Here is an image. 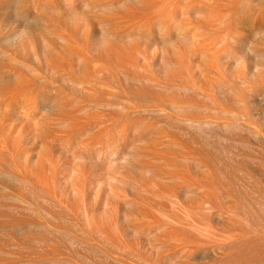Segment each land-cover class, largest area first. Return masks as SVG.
I'll use <instances>...</instances> for the list:
<instances>
[{
  "label": "bare ground",
  "instance_id": "obj_1",
  "mask_svg": "<svg viewBox=\"0 0 264 264\" xmlns=\"http://www.w3.org/2000/svg\"><path fill=\"white\" fill-rule=\"evenodd\" d=\"M240 1L242 6L244 1ZM235 2L0 0V264H201L203 259L220 254L225 246H231L228 251L239 250L233 246L238 247L236 242L222 246L227 242L224 233L228 235L225 224L229 222L222 219L234 218L242 209L245 214L240 212L241 216L246 220L248 208H240L236 197L237 202H231L234 207L229 205V214L220 180L225 173L221 174L220 168L218 173L219 165L215 166L213 159H219L215 153L218 148L211 151L215 156L204 154L208 159L213 156L209 162L201 151L205 143L198 144L202 148L194 147L187 138L194 132L207 131V127L214 132L219 125L225 128L221 116L228 108L218 110L222 102L217 100L218 91L215 97L213 90L220 81L216 78L218 83L210 85L213 79L206 77L211 71L218 72V61V66L213 59L212 64L204 62V69L202 63L208 53H219L207 51L220 49L223 39L218 36L214 40L215 36L226 34L227 43L234 37L230 27L236 25L234 17L241 16L235 15L240 7ZM239 20L236 22L240 24ZM223 28H230L232 33ZM221 29L224 33L217 34ZM206 30L216 32L210 36V44L205 40L207 45L206 36L203 38ZM224 53L213 55L220 64L229 63L227 68H241L236 56ZM190 56L195 61L193 66ZM258 69L253 67L251 72ZM239 72L234 74L243 77L240 81L245 83ZM206 83L216 86H209L207 92ZM233 87L228 86L234 91ZM170 92H177L179 97L174 99L173 94L170 98ZM189 94L204 99L195 98L196 102L209 101L210 106L218 102V108L206 103L204 106L210 107L206 109L190 102L194 98L190 100ZM233 113L231 120L234 115L242 119L243 115ZM243 117L246 122L251 118ZM143 118L151 120L143 122ZM152 118L170 122L165 125L174 132L164 122L167 131L160 132L162 122L153 124ZM231 122L226 129L243 127L241 122V126L235 124L237 127ZM245 127L242 129H248ZM176 131L184 139L177 137ZM206 134L211 141L214 135L210 131ZM201 135L205 138L203 132ZM194 137L201 141L199 135ZM209 140L203 141L215 145ZM228 176L223 177L231 185ZM235 206L238 212H234ZM221 208L229 216L223 215ZM221 221L225 230L220 229ZM234 222L230 224L235 227L233 232H239L242 238L245 231L253 242L254 237L247 235L250 229H244L250 226L244 227V221H238L241 226ZM237 226L244 227L242 235L236 232ZM220 230L225 232L220 234ZM237 236L235 240H239ZM262 239L252 243L256 250L260 246L264 249ZM248 244L241 247L245 250L247 245L249 251L252 246ZM223 257L229 262V255ZM234 260L230 263L235 264ZM240 260L236 264H242Z\"/></svg>",
  "mask_w": 264,
  "mask_h": 264
},
{
  "label": "rangeland",
  "instance_id": "obj_2",
  "mask_svg": "<svg viewBox=\"0 0 264 264\" xmlns=\"http://www.w3.org/2000/svg\"><path fill=\"white\" fill-rule=\"evenodd\" d=\"M237 2V0H234V2ZM244 2V5H243V3H242V6L240 5L241 4V1L239 0L238 2L239 3H236V6H238L237 4H239L240 5V7L242 8V10H241V8L239 7V10L236 8V10L235 11H237V13L235 14V15H237V14H239L240 15V13H241V16H239L241 19H243V15H244V18L246 19V22L244 21L245 19H243V22H242V20L240 19L239 20V17H238V15H237V19L239 20V22H240V24L239 23H237L238 22V20L237 19H235L236 17H234V22H235V24L236 25H239V26H236V25H234V27H232L233 26V24H232V26L230 27V28H232V31H233V34L234 35H232L231 34V37L232 36H234L233 38H231V40H233V42L231 41V40H229L228 41V43L231 41V43H229V45H228V43H227V40H225L226 39V34H223L224 32H223V29H221L222 31H218V33L217 34H223L224 36H220V35H217V36H215L214 37V40H218V36H219V39L221 40V37H222V39H223V41H226V43L225 42H223V41H221L220 42V49H222V50H214V49H208V48H210L209 46H206L207 45V42H209V40H212L211 38L216 34V32H213V33H215L214 35H213V33L211 34V32L209 33V31L208 30H206V32L203 34V38L205 37V39H204V41H205V44L206 45H204V46H206V47H208V48H206V47H204L207 51H210V52H214V51H217L216 53H218V51H219V53L218 54H220L221 55V52L222 53H224L223 54V56L224 55H227V56H232V55H234V57L233 58H235V56H236V58L237 59H239V64L237 65V66H239V67H241L240 69L238 68V67H236L235 69H234V67H233V70L230 68V70H226L225 68H224V66L227 68V66H229V63H228V65H227V63L225 62H223L224 64H222V61H221V64L219 63V61L220 60H218L219 58H217L218 56V54L216 55L215 53H212V56H213V58H212V56L210 55L211 53H208L209 55L207 56V61H203V63H202V65H203V69H204V67H206V66H204L205 65V63L204 62H206V65H207V62L208 63H213V61L211 60V59H213L214 60V66L215 65H217L216 64V61H218L217 63L219 64V70H218V68H217V66L216 67H214V68H217V70L216 69H214V70H216V71H218L217 73L215 72V71H211V73H213V75H212V77L210 76L211 75V73H210V75H209V77L208 76H206L208 79H210V80H212L213 79V81H211L212 83L210 84V85H212V84H217L218 83V80L220 81L219 83V85L217 84V89H213L214 90V92H215V90H217L218 91V93L220 94L219 96H218V94H216V92H215V97H217V100H219L218 102H222L221 103V105L222 106H224L225 105V107H222L220 104H218V102H217V104L219 105V108H218V105L217 104H215V107L214 106H210V104L211 103H209V101H208V103H207V101L204 103V102H200V101H202V100H204V99H202V100H200L199 98H197V96L195 97V96H193V94H192V96L189 94L188 95V97L190 98V100L191 99H193V101H190L189 100V98H188V100L190 101V102H194L195 101V103L196 104H200V106H202V107H204V108H206L205 106H204V104H208L207 106H210L211 108L213 107V108H218V110L220 109V111L222 112V110L224 109H226V108H228V109H226V111H224V114L221 116V121H223V123L220 121L219 122V124H221L222 123V125L224 126L225 125V128L224 127H222V128H220L219 126L218 127H216V129L218 128V130H216L215 132H217V133H215L213 130H214V128H212L211 129V127L209 128V130H208V127H207V129L206 128H204L205 130H207V131H210V135H214V136H216V134H217V136L215 137V138H213L212 136H211V141L212 142H214V144L215 145H212L211 146V144H209L208 142V144L206 143V141L204 142L203 140H209L208 138H210V136H208L206 133H207V131H202L204 134H205V138H204V135L202 136L201 135V133L202 132H200V133H196V132H194V131H189V132H191V133H193V135L194 136H198L199 135V137L198 138H200V137H202L201 138V141L198 139V140H194V139H196V137H194L191 133V135H187V138L189 137V139L190 140H188V141H192L191 142V144H193L194 143V147H197V146H199L200 148H202L201 147V145L202 144H204V145H206V147H210V148H212L211 150H207V148L205 147V149L204 148H202L201 149V151H202V155L203 156H205L204 154H206V153H210L211 151H214L215 152V148L217 147L218 148V151H219V153H217L218 151H216L215 153H216V155L218 154L219 156H218V160H215V157L213 158L214 159V161H215V166H216V163L219 165L217 168H215V170L217 169L218 170V173H219V168H220V173L222 174V172L223 173H225L226 175H229L228 177L230 178H232V182L230 181V183H231V185H232V183H236V187H235V185L233 184V190H232V188L230 189V187H231V185L229 184V181L228 180H226V178L224 179V177L223 176H226L225 174L224 175H219V177L221 176L222 178L220 179L222 182H221V189L223 190V189H225L226 190V192H225V190H223V192L225 193L224 195L222 194V198H223V196H224V198H227V199H224L225 201L227 200V203H225V204H227L226 206H224L223 205V203H222V201L223 200H221V205H223L224 207H227L228 206V208H226V210L228 209L229 210V214H231V210H232V208L234 207V206H232L231 205V202H233L234 204L238 201V204H239V206H240V204H241V206H240V208H243L244 206H246L247 208H248V210H247V208H246V210H247V215H246V220L243 218V216H244V212H242V209L240 210V212H242L243 214V216H241V213L239 212L238 214H240L239 216H241V217H237V213H233L234 214V218H233V216L231 217V218H233V219H235V218H239V219H241V220H239V219H237L238 221H240L241 223L244 221L245 223H242V225L244 226L245 224H247V226L249 227V228H244V227H247L246 225L243 227L244 229H248L247 231H249V229H250V232H247V235L249 236V237H254L252 240H253V242H254V244L257 242V241H260L261 242V239H262V237L264 238V29L262 28V27H264V26H262L263 25V21H264V17H263V15H261L260 13V11L263 9L264 10V0H246V2H245V0H243ZM252 2H253V4H252ZM251 3V4H250ZM247 4H248V6H247ZM247 6V7H246ZM243 8H244V10H243ZM259 8H262V9H259ZM235 9V8H234ZM257 9H259V10H257ZM240 10L243 12V14H242V12H240ZM253 10V11H252ZM262 10V11H263ZM239 12V13H238ZM255 12H257V13H255ZM260 12V13H259ZM264 12V11H263ZM262 12V13H263ZM223 13V12H222ZM222 13H221V18H222V16L224 15L225 16V14L223 13V15H222ZM245 13V14H244ZM253 13V14H252ZM249 15H250V17H249ZM260 15H261V17H260ZM256 18V20L253 18ZM247 17V18H246ZM263 17V18H262ZM224 18V17H223ZM222 18V19H223ZM225 19V18H224ZM247 19H249L248 21H247ZM260 19V20H259ZM261 19H262V23L260 24L259 22L261 21ZM253 20H255L256 22H254ZM258 20H259V22H258ZM237 21V22H236ZM244 22H245V24H244ZM244 25H243V24ZM254 23V24H253ZM257 23V24H256ZM261 25H259V24ZM243 25V27L242 26H240V25ZM248 24V25H247ZM257 25H259V26H257ZM238 27H240V28H238ZM255 27H259V29H257V28H255ZM192 28V27H191ZM191 28H189L190 29V31H191ZM226 28V27H225ZM224 29V31L225 30H229L228 31V33L229 32H231L232 33V31H231V29ZM235 28H237V31H236V29ZM253 28V30H251ZM193 30H194V28H192ZM242 31H244V32H241V30ZM256 29H257V31H256ZM262 29V30H261ZM193 30L191 31V33L193 32ZM240 30V31H239ZM259 30V31H258ZM236 31V33H234ZM247 31V32H246ZM251 31H253V32H251ZM256 33H255V32ZM261 31H262V33H261ZM222 32V33H221ZM238 32H239V34H238ZM246 32V34L245 35H243L244 33ZM225 33H227V32H225ZM227 33V34H228ZM242 33V35H241V37H240V34ZM252 33V34H251ZM254 33V34H253ZM258 33V34H257ZM230 34V33H229ZM257 34V35H256ZM260 34V35H259ZM262 34V35H261ZM212 35V37L210 38V36ZM255 35V36H254ZM236 36V37H235ZM238 36V37H237ZM225 37V38H224ZM217 38V39H216ZM239 38V39H238ZM240 39L242 40V42L240 41ZM213 40V41H214ZM210 42H212V41H210ZM210 42L208 43V44H210ZM221 43H223V46H224V48H223V46H222V44ZM239 45H238V44ZM225 44H227V46H225ZM231 45V46H230ZM238 46V48H237V46ZM227 47V48H226ZM228 47H229V49L230 50H227L228 49ZM234 47H236V48H234ZM219 48V47H218ZM227 50V52H226V50ZM238 50V51H237ZM203 51H205V50H203ZM230 51V52H229ZM236 52V53H235ZM213 54H215L217 57H214L215 55H213ZM230 54V55H229ZM239 54H241L240 55V57H238L239 56ZM238 55V56H237ZM209 56H211L210 58H209ZM191 59H192V56H190V58H189V62H192L191 64V66H193V64L195 63V61H191ZM209 59L212 61H210L209 62ZM190 64V63H189ZM210 64V65H211ZM209 65V66H210ZM224 65V66H223ZM231 65V64H230ZM241 65H243V67L241 66ZM256 65V66H255ZM232 66V65H231ZM246 66H248V69L246 68ZM259 67V69H258V72H260V73H258V72H253V70H252V72H251V69H253V67ZM208 67V66H207ZM260 67H262V68H260ZM210 68V67H209ZM209 68H207V69H209ZM220 68H221V70H220ZM229 68H227V69H229ZM224 69V70H223ZM242 69V70H241ZM205 70H206V68H205ZM250 71V72H248L247 74H246V72L247 71ZM206 71H210V70H206ZM236 73L237 72V74H238V72L239 71H241V72H239V74H240V77H241V75H243L244 76V81H245V83H243L242 81H240V79L241 78H239V75H235L234 74V72ZM222 72L224 73V76L222 75ZM226 72V73H225ZM215 73H216V75H215ZM257 73V74H256ZM263 73V74H262ZM207 74H209V73H207ZM260 74V75H259ZM263 76H262V75ZM218 75V76H217ZM230 75H233V76H230ZM257 75V76H256ZM259 75V76H258ZM214 76H215V79H214ZM228 76V77H227ZM235 76V77H234ZM246 76V77H245ZM220 77V78H219ZM224 77H226V78H228L227 80H225L226 78H224ZM230 77H231V81H230ZM234 77V78H233ZM236 77H238V79L236 78ZM206 78V79H207ZM216 78L218 79V80H216ZM237 79V80H236ZM242 79H243V77H242ZM241 79V80H242ZM249 81V83H251V84H249V83H247L248 81ZM210 80L208 81V82H210ZM224 80V81H223ZM232 80H233V83L235 84V85H233V83H232ZM234 80H236V82H234ZM215 81H217V82H215ZM225 81H227L226 83H225ZM230 81V82H229ZM251 81V82H250ZM207 82V81H206ZM214 82V83H213ZM240 82V83H239ZM225 83V84H224ZM232 83V84H231ZM243 83V84H242ZM208 84V85H209ZM231 84V85H230ZM238 84V85H237ZM209 85V86H210ZM252 85V86H251ZM209 86H207V83H206V86H205V88L206 87H208V89H207V92H210V91H208L211 87L212 88H215V86L216 85H214V86H210V88H209ZM225 86V87H224ZM228 86H230V88L231 89H233L234 87L233 86H235V89H234V91L233 90H231L230 88H228ZM232 86V87H231ZM237 86V87H236ZM244 87H246L247 89L245 90V88ZM219 88V89H218ZM225 88H227L228 90H226ZM251 88V89H250ZM222 89V90H221ZM226 91H225V90ZM230 89V90H229ZM250 89V90H249ZM213 90H212V92H213ZM224 90V91H223ZM230 91V92H229ZM250 91H251V93H250ZM252 91H255V92H252ZM259 91H262V92H259ZM211 92V94H213ZM232 92H234V93H232ZM244 92H246V94L244 93ZM171 93V95L169 96L170 98H171V96L173 95L174 97H172V98H174V99H176L177 97H179L178 95H177V92H176V94H175V92H170ZM169 93V94H170ZM228 93V94H227ZM257 93H259L258 94V96L257 95H255V94H257ZM168 94V95H169ZM245 94V95H244ZM165 95V94H164ZM164 95H163V97H164ZM167 95V96H168ZM176 95V96H175ZM214 95V94H213ZM229 95V96H228ZM247 95V96H246ZM234 96H235V98H234ZM258 98H257V97ZM262 96V97H261ZM165 97H166V95H165ZM164 97V98H165ZM176 97V98H175ZM232 97V98H231ZM237 97H238V99H237ZM159 98H162L161 96H159ZM195 98H197V100L199 99L200 101H198V102H196V100H195ZM229 98H231V100L230 101H228L229 100ZM234 98V99H233ZM225 99V100H224ZM235 99H237V100H235ZM245 101H244V100ZM233 100H235L236 102H234L233 103ZM242 102H241V101ZM253 100V101H252ZM239 101V102H238ZM225 102H230L231 104H228L227 103V105H226V103ZM232 103H233V105H232ZM241 103V104H240ZM245 103H247L246 105H245ZM203 104V105H202ZM224 104V105H223ZM234 104H235V106H234ZM240 104V105H239ZM217 105V106H216ZM230 105H232L233 106V109H232V107L230 106ZM243 105V106H242ZM221 106V107H220ZM238 106V107H237ZM209 107V108H210ZM209 108H206V109H209ZM235 108H237V109H239L238 111H237V109L235 110ZM247 108H248V110H247ZM245 109L247 110V112L245 111ZM235 110V111H234ZM228 111L230 112L231 111V113H229L228 115L229 116H224V115H227V113H228ZM232 111L234 112L233 114H235L236 113V111H237V115L239 116V115H243V116H245L246 117V119H247V116H249V117H251L252 118V120H250L251 118H249L248 120L250 121V124L249 123H247V122H249V121H245V118L242 116V119L240 118V117H235V115H234V118H236L235 119V121L234 122H231V121H233L234 120V118H233V120H231L230 119V117L232 118L233 116L231 115L232 114ZM217 113V117L219 116V114L221 115L222 113ZM251 113V114H250ZM208 115H209V113H208ZM207 114L206 115H204V116H208ZM231 115V116H230ZM220 117V116H219ZM224 117V118H223ZM226 118H228V120L226 119ZM237 118H239V121H237V123L238 122H241V124H242V126L243 127H247L248 126V124H249V126H250V129L251 130H249V128L248 129H242V128H238L237 126H239L240 125V123H238V125H237V123H235L236 122V120H237ZM150 120H151V118H149ZM148 119V120H149ZM153 119V118H152ZM159 118H155V119H153L152 121H150L151 123L155 120V122L153 123V124H158V123H160L159 121H161V119H159ZM218 119V118H217ZM226 119V120H225ZM145 120H147V119H142V121L143 122H145ZM148 120H147V122H148ZM163 120V119H162ZM219 120H220V118H219ZM231 120V121H230ZM242 120V121H241ZM157 121H158V123H157ZM166 121V120H165ZM218 121V120H217ZM227 121H230L231 122V124H233V125H235L237 128H227L226 129V127H228V126H226V125H230ZM243 121H245L244 123H242ZM162 123H160L161 125L163 124V122H164V120L163 121H161ZM224 122L226 123V124H224ZM166 123H169L170 124V122H164V126H166L165 124ZM247 123V125H245ZM251 123L253 124V126H252V128H251ZM168 124V125H169ZM160 125V128H159V130L161 129V131L160 132H162V131H164V129L167 131V128H168V130L170 131V132H174V131H172L170 128H169V126H166V127H164L163 125L161 126ZM221 125V126H222ZM241 126V125H240ZM256 127L257 129L255 130V128H253V127ZM230 127H232V125L230 126ZM245 127V128H246ZM253 129V130H252ZM211 130H212V132H211ZM258 130V131H257ZM218 131H219V134H218ZM251 131V132H250ZM256 131V132H255ZM160 132H159V134H160ZM169 132V135L170 136H175V135H177L176 133H178V136L177 137H183L182 135H181V133H179V132H175V135H174V133H170ZM189 132L187 133V134H189ZM253 132V133H252ZM259 134H258V133ZM195 133L197 134V135H195ZM209 133V132H208ZM215 133V134H214ZM252 133V134H251ZM251 134V135H250ZM263 134V135H262ZM181 135V136H180ZM253 135V136H252ZM191 136V137H190ZM263 136V137H262ZM158 137H159V135H158ZM261 137V138H260ZM176 138V137H175ZM186 138V137H185ZM191 138H193V139H191ZM181 139V138H180ZM182 139H184V137L182 138ZM215 141H214V140ZM259 139H261V140H259ZM263 140V141H262ZM185 141H187V139H185ZM187 141V142H188ZM200 141V142H199ZM210 140H209V142H211ZM190 142H188V143H190ZM187 143V144H188ZM201 144V145H198V144ZM217 143V144H216ZM197 144V145H196ZM217 145V146H216ZM188 146L191 148V146L192 145H190V144H188ZM203 146V145H202ZM194 147H192V148H194ZM198 147V148H199ZM215 147V148H214ZM214 148V149H213ZM205 151H204V150ZM217 150V149H216ZM203 151L205 152V153H203ZM207 151H209V152H207ZM213 152V153H214ZM212 152L210 153L211 155H213V156H215V154H213ZM208 156H209V154H208ZM213 156H210L209 158H211L212 159V157ZM206 158V160L208 159L207 158V155L205 156ZM211 159H208V161L210 160L211 162L213 161V160H211ZM209 161V162H210ZM217 161V162H216ZM206 163H208L207 161H206ZM210 164V163H209ZM208 165V164H207ZM212 165H214V163L212 164ZM209 166H211V165H209ZM208 166V167H209ZM210 169L211 168H213V166L212 167H209ZM207 169V171L208 170H210V169ZM214 170V169H213ZM219 173V174H220ZM231 178H230V180H231ZM233 180H234V182H233ZM228 181V182H227ZM258 183H257V182ZM225 182L227 183V185L225 184ZM225 185V186H223V185ZM228 184L230 185V187L228 188L227 186H228ZM230 189V192L228 191ZM221 190V191H222ZM233 191V193H231ZM222 193V192H221ZM226 193H228V194H226ZM232 194V195H231ZM233 194H235V195H233ZM233 197L232 199H229L228 197ZM234 196H235V199H234ZM236 197H237V201L235 202V200H236ZM229 199V200H228ZM224 201V202H225ZM230 203V204H229ZM229 205H231V207L229 206ZM223 206H221L222 208H223ZM236 206H237V204H236ZM236 206H235V208H234V212H235V209H236ZM243 206V207H242ZM222 208H221V213L223 214V215H226L225 213H224V209H223V212H222ZM244 209H245V207H244ZM243 209V210H244ZM237 210V209H236ZM238 210H239V207H238ZM238 210H237V212H238ZM223 215H222V217H223ZM226 216H229L228 215V213H227V215ZM236 216V217H235ZM230 217H228V219L230 218ZM227 218H225V216L223 217V219H222V221L223 222H227V221H229L230 222V220H228ZM232 219V220H233ZM242 219H244V220H242ZM231 220V222H230V224H233V222L234 221H236L237 223H238V221L235 219L234 221H232ZM221 221V223H220V225L223 223ZM246 221H248V223L246 222ZM228 222V223H229ZM236 222H234V224L236 223ZM239 222V223H240ZM227 223V225L225 224V226L227 227V233H228V235H231L230 234V232H232L233 233V235H234V240L230 237V236H228L227 234H226V232L225 231H222V230H220V231H222V233L220 232V234H223L224 232V234H225V236H227L226 237V239H225V241H227V242H225V244L223 245L222 244V246H225L226 245V243H228V246H230V243H235L236 242V244L238 243V247H237V245L235 246L234 244H233V246H234V248H242L246 243L248 244L249 243V241L251 240V238H248L247 236H246V232L243 230V228L241 229V228H238V226L241 224H239L237 227H236V232L237 231H240L241 232V235H242V233H243V231H244V234L243 235H245V237H242L241 238V236H239L240 234H238L239 232H237V233H235V232H233V230L235 231V229H232V228H235L234 226H232V227H230V224H228ZM237 223H236V225H237ZM224 224V223H223ZM222 224V225H223ZM220 225H219V227H220ZM221 225V227H220V229H226V227H224V225L222 226ZM229 226V227H228ZM241 226V225H240ZM218 227V228H219ZM228 228L230 229H232V231H231V229H230V232H229V230H228ZM224 229V230H225ZM240 229V230H239ZM242 230V231H241ZM237 234L236 236H237V239H239V240H235L236 239V236H235V234ZM250 235H249V234ZM222 236V235H221ZM223 238L222 239H224L225 237H224V235L222 236ZM229 237V238H228ZM248 238L247 240H245L244 242H246V241H248L249 239V241L248 242H246V243H241L242 244V247H241V244H240V246H239V242L240 241H242V240H244V238ZM255 237H259V240H257V239H255ZM260 237H261V239H260ZM228 239H230V240H228ZM231 240H233V242L231 241ZM256 240V241H255ZM263 241H264V239H262ZM262 241V242H263ZM223 242V241H222ZM230 242V243H229ZM251 242V241H250ZM253 242H251V246H252V248L255 246L254 244H252ZM259 242V243H260ZM248 244V247L250 246ZM260 244H264V243H260ZM232 245V244H231ZM254 245V246H253ZM257 245V244H256ZM143 246H145L144 244H143ZM258 246V245H257ZM260 246V245H259ZM226 247V246H225ZM225 247H223L224 248V250H229V249H231L230 247H227L228 249H226ZM264 246H262V248H263ZM222 248V249H223ZM239 248V250L237 249H235V251H234V249H232V250H230V251H228L227 253L224 251H222L220 254H217L216 256H214V257H211V256H209V257H207V259L204 261V259H203V261H201V262H204V263H201V264H207V263H205L207 260L208 261H212V262H209V263H211V264H214V262L215 261H217V263H221V261L223 262V260L225 259L223 256L225 255V257L226 256H228L229 255V258L228 257H226V258H228V259H230V256H232V254L234 255V256H238L239 258L241 257L242 259L240 260L239 258L238 259H236V257H235V260H234V256L230 259V260H234L235 261V264H236V261L238 260H240V262L241 261H243L242 262V264H264V252H261V250H263L264 251V249H260L261 248V246H260V248H258L257 250H256V247H254L253 249L250 247L249 249L250 250H252V251H247L246 250V248H247V245H246V247H245V250L242 248V249H240ZM255 249V252L253 251ZM258 250H260V252L258 251ZM256 251H258V252H256ZM231 254V255H230ZM223 258H222V257ZM216 257V258H215ZM219 257H220V259L222 258V260L221 261H219L220 259H219ZM212 258V259H211ZM219 260H218V259ZM210 259V260H209ZM217 259V260H216ZM215 260V261H214ZM229 260V262H227L228 260L226 259V260H224L225 262V264H229L231 261ZM219 261V262H218ZM208 263V264H209ZM219 263V264H220ZM224 263H222V264H224ZM216 264V263H215ZM231 264V263H230ZM232 264H233V261H232ZM237 264H239V263H237Z\"/></svg>",
  "mask_w": 264,
  "mask_h": 264
}]
</instances>
